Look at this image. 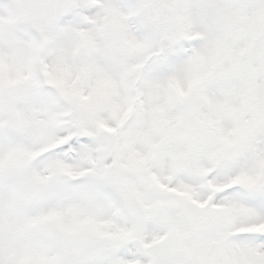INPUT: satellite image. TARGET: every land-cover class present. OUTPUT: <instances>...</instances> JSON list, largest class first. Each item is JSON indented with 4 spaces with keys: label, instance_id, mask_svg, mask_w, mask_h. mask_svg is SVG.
Segmentation results:
<instances>
[{
    "label": "snow or ice",
    "instance_id": "obj_1",
    "mask_svg": "<svg viewBox=\"0 0 264 264\" xmlns=\"http://www.w3.org/2000/svg\"><path fill=\"white\" fill-rule=\"evenodd\" d=\"M0 264H264V0H0Z\"/></svg>",
    "mask_w": 264,
    "mask_h": 264
}]
</instances>
